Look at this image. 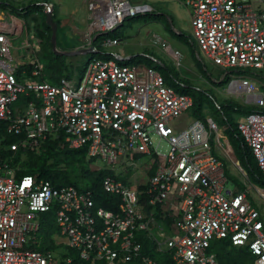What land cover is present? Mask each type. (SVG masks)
<instances>
[{
    "label": "built area",
    "instance_id": "built-area-1",
    "mask_svg": "<svg viewBox=\"0 0 264 264\" xmlns=\"http://www.w3.org/2000/svg\"><path fill=\"white\" fill-rule=\"evenodd\" d=\"M184 3L197 54L229 73V88L245 92L247 103L257 107L237 120V129L264 173V90L244 73L264 68V0ZM87 5L84 48L93 57L75 81L45 74L28 39L15 45L26 30L22 8L0 3V264H221L211 248L215 239L246 248L256 264H264V221L251 193L254 189L264 202V187L249 179L230 138L206 115L176 131L170 121L192 110V95L153 65L103 51L120 39L98 41L126 19L153 12V5L133 0ZM45 7L53 10L54 4ZM12 48L17 60L29 61L14 64ZM171 53L174 66L181 67L183 52ZM49 140L85 149L90 162L100 161L99 169L107 171L102 187L120 199L118 207L98 205L88 187L55 185L38 173L20 176L19 154L41 155ZM141 154L151 155L152 162L136 186L123 174L143 171L136 161ZM236 168L245 188L231 177L238 175ZM51 211L57 234L67 240L63 250L39 248L44 214Z\"/></svg>",
    "mask_w": 264,
    "mask_h": 264
},
{
    "label": "rangeland",
    "instance_id": "rangeland-1",
    "mask_svg": "<svg viewBox=\"0 0 264 264\" xmlns=\"http://www.w3.org/2000/svg\"><path fill=\"white\" fill-rule=\"evenodd\" d=\"M49 1L54 4L52 13L54 19L57 21L56 49L59 51H71L73 49L64 48V45H66L65 42L75 43L80 41L78 33L84 29L82 26L84 27L88 20V0H0L1 5L2 3H8L18 9L22 8L19 15L26 24V30L23 38L15 40V45L18 46L20 41L25 39L32 42L43 64V72L47 75L51 74V67L58 60L55 56L52 57V55L56 54L51 43L52 30L46 23V10L48 9L45 7V3ZM133 1L149 2L153 5L154 11L128 18L114 30L108 33H102L98 37V41L108 37L120 39L119 43L116 45L103 47L102 49L105 53L114 54L118 52L125 57L127 62H142L158 68H160L159 66L161 65L163 67L167 66L171 72L167 71L165 68H160L166 79L173 84V77L171 75L179 73V76L187 81V85L191 87L189 89L195 97H199V91L203 90L209 91V93L213 94L217 101L221 103L232 100L245 106H255L254 104L247 103V94L245 92H234L229 88V79L227 81L218 79L219 73L222 72L221 67L213 65L203 52H200L199 55L197 54V48L195 49L193 46V44L196 46V43L192 35L191 13L189 7L184 3V0ZM160 38L166 41L168 46H162ZM172 48L180 49L184 54L183 65L179 68L174 66V59L171 53ZM78 50H84V48ZM24 53L25 50L21 48L20 54L23 55ZM12 54L15 57L13 61L14 64H20L21 60L29 61L28 58L22 56L20 61L17 60L19 52L16 48H12ZM151 55L156 56L157 60H153ZM92 57V53L62 56V58L65 59L66 72L75 81H78L82 76L88 61ZM203 65L209 68L210 75L206 72ZM244 73L260 86L261 90H264V86H261L264 84V68H245ZM176 87L178 88L179 86ZM183 87L187 88L186 85ZM202 97L204 98V113L206 117H213L231 140V129L227 122V116L231 115L230 108L226 106H224L223 109L219 108L215 98L208 94H203ZM232 114L235 119L238 120L245 113L233 111ZM194 118L196 117L193 114V110L187 111L179 117L172 119L170 125L176 131H179L187 127ZM213 140L217 141V138L214 136ZM155 142L163 152L168 150L165 141L159 142L155 138ZM231 142L239 159L244 160L242 147L239 146L240 143H237L236 140H231ZM219 150L221 151V148ZM34 161H36L37 165L40 164L38 162L39 159ZM53 161H55V159L49 160V163ZM136 161L143 171L130 170L124 173L123 177L133 185L138 186L147 178L145 169L151 164L152 156L149 154H141L137 157ZM226 162L230 161L226 160ZM100 165V161L87 163L81 156L77 155L73 158V162L67 164L66 167L72 181L85 183L86 180H88L87 176H85L86 169L89 168L96 171L99 170ZM233 165L231 161V169L234 167ZM56 167L62 169L65 167V164L62 165L61 162L58 163ZM233 171L241 175V171L238 168ZM231 185H233V183H231ZM251 193L258 197L255 203L260 209L264 221V202L260 200L259 195L255 193L254 189H252ZM54 240L56 245H61L58 247L61 248V250L66 247L64 243L67 241L66 238L60 235H54ZM223 252H227L229 256L231 255L235 261L236 259L241 260L239 264H254L252 256L244 250L236 252L230 247L227 248L226 251L217 249L219 256H221L220 254ZM221 263L224 264L223 259ZM234 263L236 264V262Z\"/></svg>",
    "mask_w": 264,
    "mask_h": 264
},
{
    "label": "trees",
    "instance_id": "trees-1",
    "mask_svg": "<svg viewBox=\"0 0 264 264\" xmlns=\"http://www.w3.org/2000/svg\"><path fill=\"white\" fill-rule=\"evenodd\" d=\"M16 8V7H15ZM18 9V8H16ZM49 27V26H48ZM51 28V27H50ZM52 30V29H51ZM52 43V41H51ZM193 46L196 49L195 44ZM54 53V51H53ZM102 57H111L109 54H99ZM55 56L58 60L53 66L51 67V76L53 77H61V76H69V74L66 72V65H65V59L62 58V55H52V57ZM62 59V60H61ZM63 61V62H62ZM202 64V62L200 61ZM204 66V65H203ZM155 67V66H154ZM160 68H165L167 71L171 72L170 69L166 66H159ZM161 71L160 68L156 67ZM206 72L210 75L209 68H206L204 66ZM162 72V71H161ZM204 72V71H203ZM222 74V75H221ZM173 77V84L175 86H179L177 89L183 92H187L192 95L191 91L188 86L187 81L184 78H181L179 76V73L176 75H171ZM179 80V83L176 82V80ZM219 80L222 81H227L228 79L230 80L229 73L222 71L219 73L218 76ZM184 85L187 86V88L183 87ZM200 96L195 97L192 95L194 104L192 107L193 114L196 118H203L205 119V113H204V98L202 97L203 94H208L210 96H215L209 91H203L200 90ZM215 101L217 99L215 98ZM218 105H220L219 108L223 109L224 106L230 108V116H227V122L230 126L231 129V134L230 136L232 137L231 140H236L237 143H240V147H242V151L244 153V160H240L242 166L247 170L249 179L264 187V173L259 169L257 162L255 160V157L251 151V149L248 147L246 144L244 138L240 134V132L237 129V119H235L234 115L232 114L233 111H239L242 113H248L254 109H256V106H245L239 102L232 101V100H227L226 102H218ZM264 110V108H261ZM47 150L41 154H35L34 152L30 151L27 152L26 154H19L18 159L21 160V170H19L18 174L24 175V174H36L40 176L42 179H48L51 180L55 185H64V184H74L78 187H88L94 190L95 194V199L97 201V204L100 206H104L106 208H111V209H116L119 205L120 199L117 196L110 195L106 193L102 187V178L103 176L107 173L105 169H99V170H91L89 168L86 169V174L88 180H86L85 183H78L76 181H72L70 178V173L67 170L66 165L70 164L73 162V158L75 156H81L83 160H85L87 163L90 162L87 159V153L85 149H69L66 146H60L59 140H49L47 142ZM39 159V165H37L36 161L33 160ZM36 158V159H35ZM55 159V161L50 162L49 160ZM62 165L65 164V167L62 169L59 167H56L58 163H61ZM231 177L234 181L235 184L239 185L240 187L245 188L244 183L242 182V179L239 175H232ZM124 180H126L124 178ZM142 188V187H140ZM42 233H43V242L40 244L39 248L40 249H49V248H56L58 245L55 244V240L53 235H58V228L54 222V213L47 212L44 214V223L42 226ZM233 248L236 252H241L242 250L246 251L249 253L252 258H253V263L256 264V258L254 255H252L246 248L244 247H237L232 244L227 239H215L212 241V246L211 248L217 253V249H220L221 251H226L227 248ZM218 259L221 263V260H224V264H239L241 260L235 261V259L226 252V253H221ZM77 264H87V263H81L79 260H76ZM222 264V263H221Z\"/></svg>",
    "mask_w": 264,
    "mask_h": 264
},
{
    "label": "water",
    "instance_id": "water-1",
    "mask_svg": "<svg viewBox=\"0 0 264 264\" xmlns=\"http://www.w3.org/2000/svg\"><path fill=\"white\" fill-rule=\"evenodd\" d=\"M46 23L51 27V41L55 53L62 56H71L76 54L88 53L89 49L84 48V50H71V51H59L56 49V36H57V21L53 17L52 10L46 12ZM182 33V32H180ZM125 58V57H124Z\"/></svg>",
    "mask_w": 264,
    "mask_h": 264
},
{
    "label": "crops",
    "instance_id": "crops-1",
    "mask_svg": "<svg viewBox=\"0 0 264 264\" xmlns=\"http://www.w3.org/2000/svg\"><path fill=\"white\" fill-rule=\"evenodd\" d=\"M88 21V20H87ZM87 21H86V23H87ZM86 25L87 24H85V26L83 27L82 26V28H84L81 32H79L78 33V37L80 38V41H78V42H75V43H71V42H65V44L66 45H64V48H68V49H73V50H78V49H80V48H84V46H85V41H84V39H83V34H84V31H85V29H86ZM76 27V26H75ZM68 44V45H67ZM116 53H118V52H116ZM122 56V55H121ZM124 57V56H123ZM261 86H264V84L263 85H261ZM261 88V87H260Z\"/></svg>",
    "mask_w": 264,
    "mask_h": 264
},
{
    "label": "flooded vegetation",
    "instance_id": "flooded-vegetation-1",
    "mask_svg": "<svg viewBox=\"0 0 264 264\" xmlns=\"http://www.w3.org/2000/svg\"><path fill=\"white\" fill-rule=\"evenodd\" d=\"M49 26V25H48ZM50 27V26H49Z\"/></svg>",
    "mask_w": 264,
    "mask_h": 264
}]
</instances>
